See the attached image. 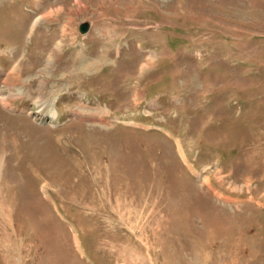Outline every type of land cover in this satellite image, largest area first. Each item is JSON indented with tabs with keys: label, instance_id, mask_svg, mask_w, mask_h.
I'll return each instance as SVG.
<instances>
[{
	"label": "rangeland",
	"instance_id": "obj_1",
	"mask_svg": "<svg viewBox=\"0 0 264 264\" xmlns=\"http://www.w3.org/2000/svg\"><path fill=\"white\" fill-rule=\"evenodd\" d=\"M0 70V264H264V0H0Z\"/></svg>",
	"mask_w": 264,
	"mask_h": 264
},
{
	"label": "bare ground",
	"instance_id": "obj_2",
	"mask_svg": "<svg viewBox=\"0 0 264 264\" xmlns=\"http://www.w3.org/2000/svg\"><path fill=\"white\" fill-rule=\"evenodd\" d=\"M3 34H4V33H3ZM61 43H62V42H61ZM63 45H64V44H63ZM43 53H44V52H43ZM40 57H41V56H40ZM91 65H94V63H90L89 66L91 67ZM17 67H18V66H15V67H14V73H7V76L3 78V79H4V80H3L4 82H7V81H8V75H9V76L12 75L11 77H13V76L16 74V72H17V71H16V70H17ZM2 70H3V69H2ZM23 70H24V69H23ZM3 71H4V70H3ZM10 72H11V71H10ZM17 73H18V72H17ZM20 74H21V73H20ZM1 76H2V75H1V70H0V78H1ZM14 77H15V76H14ZM20 77H21V76H20ZM16 78H17V77H16ZM7 83H8V82H7ZM41 92H42V91H41ZM42 95H43V94H42ZM2 99H3L4 101H6L7 98H6L5 96H2ZM54 116H57V113H56V112H54ZM1 167H2V165H1V161H0V179H4L5 176H6L7 178H8V177L10 178V176H9V175H10L9 172H8V173H7V172H5V173H4V172H1V169H2ZM4 167H5V166H4ZM3 169H4V168H3ZM8 169H9V168H8ZM11 170H12V169H11ZM4 171H5V169H4ZM2 173H3V174H2ZM97 179H98V178H97ZM97 179H96V180H97ZM3 182H4V181H3ZM0 183H2V180H0ZM50 184H51L50 181H48L47 179L44 180V184H43V186H44L45 190L50 191V188H49V185H50ZM0 185H1V184H0ZM1 186H2V185H1ZM101 196H102V195H101ZM103 197H104V196H103ZM75 198H76V197H75ZM80 199L85 200L86 198L84 197V198H80ZM77 200H78V199H77ZM85 202H86V201H85ZM80 203H83V201H81ZM83 204H84V203H83ZM4 211H5V210H4ZM4 211H3V212H4ZM8 215H9V214H8ZM8 219H9V218H8Z\"/></svg>",
	"mask_w": 264,
	"mask_h": 264
},
{
	"label": "water",
	"instance_id": "obj_3",
	"mask_svg": "<svg viewBox=\"0 0 264 264\" xmlns=\"http://www.w3.org/2000/svg\"><path fill=\"white\" fill-rule=\"evenodd\" d=\"M89 27H90V25H89L88 22H82V23L80 24V26H79L80 31H81L82 33L87 32V31L89 30Z\"/></svg>",
	"mask_w": 264,
	"mask_h": 264
}]
</instances>
